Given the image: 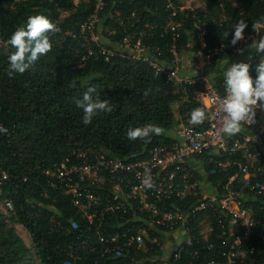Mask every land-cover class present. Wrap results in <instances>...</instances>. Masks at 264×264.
Segmentation results:
<instances>
[{"label":"built area","instance_id":"obj_1","mask_svg":"<svg viewBox=\"0 0 264 264\" xmlns=\"http://www.w3.org/2000/svg\"><path fill=\"white\" fill-rule=\"evenodd\" d=\"M89 1L72 0V5L78 8ZM104 5L105 0H95L78 26L62 31L81 42L72 69L97 57L147 64L176 94L171 104L175 134L141 158L72 152L42 170L43 195L58 192L81 215L99 244L100 257L110 259L107 264H264V217L254 215L255 201L264 202V109L256 110L254 123L242 122L238 134L222 132L223 73L230 65L219 63L226 44L208 43L206 21L188 0H164L166 16L159 25L131 23L133 12L125 16L130 21L126 24L116 10L122 34L115 39L116 26L100 24ZM188 15L190 28L184 37ZM219 17L223 21L226 15L220 12ZM60 21L54 20L56 32ZM260 35L264 32H246L224 57L234 56ZM260 58L264 53L252 50L243 60L250 64L253 79ZM196 107L204 108L208 117L198 126L189 123L190 110ZM145 168L155 189H146L138 178ZM8 178L0 168V182ZM2 205L5 212L14 210L10 198ZM199 237L208 248L217 243L216 255L196 262L194 251L186 260L184 244L198 243ZM128 250L150 254L121 259Z\"/></svg>","mask_w":264,"mask_h":264},{"label":"trees","instance_id":"obj_2","mask_svg":"<svg viewBox=\"0 0 264 264\" xmlns=\"http://www.w3.org/2000/svg\"><path fill=\"white\" fill-rule=\"evenodd\" d=\"M163 2L105 0L99 12L100 24L116 26L118 33L114 39L122 34L114 15L116 10L126 24L133 21L159 25L166 16ZM203 2L204 7H197L196 11L206 21L208 43L226 44L222 57L231 54L232 25L243 18L247 22L245 34L253 29V22L264 17V0ZM94 4L95 0H90L76 8L72 0H0V125L3 127L0 168L9 176L0 182V202L10 198L14 205L9 214L0 210V264H107L110 259L100 257L99 244L81 215L58 192L48 191L43 195L42 170L79 150L92 156L104 153L110 157L141 158L149 148L172 139L164 134H152L146 141H130L126 137L129 127L145 123L166 130L174 127L171 104L176 94L164 77L155 74L147 64L124 59L107 62L97 57L90 58L81 68L72 69L82 49L81 42L64 36L62 31L78 26ZM131 12L134 15L127 21L125 16ZM220 12L226 15L223 21L219 19ZM34 14L46 15L52 23L59 18L60 32L47 33L51 51L24 74L15 73L10 78L8 57L15 51L9 43L11 34ZM184 18L182 34L186 37L190 17ZM92 85L101 99L109 100L113 110L100 113L91 124L85 125L74 98H82ZM254 212L264 217L262 200L255 201ZM14 224L29 233L30 246L18 235ZM192 232L196 235L194 229ZM198 240L184 244L182 252L186 260L194 251L196 262L216 255L217 243L213 242L211 249L203 238ZM149 254L148 250H128L121 259H139Z\"/></svg>","mask_w":264,"mask_h":264},{"label":"clouds","instance_id":"obj_3","mask_svg":"<svg viewBox=\"0 0 264 264\" xmlns=\"http://www.w3.org/2000/svg\"><path fill=\"white\" fill-rule=\"evenodd\" d=\"M234 32L230 41L235 46L244 39V30L247 22L241 18L234 25ZM253 31L257 34L264 32V17L253 22ZM59 31L46 15L34 14L27 17L24 24H21L11 34L9 43L15 49L9 57V72L11 78L15 73L24 74L41 57L49 53L52 43L47 33ZM228 32L224 34L227 38ZM248 49L257 53H264V35L259 39H253ZM243 54L244 49H238ZM250 64L244 61L231 63L224 71L225 96L221 99L222 112L225 114L220 120V127L223 133L229 136L238 134L241 131L242 122L249 125L254 123L256 110L264 109V58H260L256 66V77L250 75ZM151 89L145 91L148 95ZM75 106L82 110V120L85 125L92 123L94 117L100 113H111L113 108L108 99H101L96 86L87 87L82 98H74ZM189 123L194 126L203 124L208 118L202 107L190 110ZM162 127L154 123H145L141 126L129 127L126 137L130 141L150 140L152 134L161 135ZM146 189H155L156 184L148 168L138 177Z\"/></svg>","mask_w":264,"mask_h":264},{"label":"rangeland","instance_id":"obj_4","mask_svg":"<svg viewBox=\"0 0 264 264\" xmlns=\"http://www.w3.org/2000/svg\"><path fill=\"white\" fill-rule=\"evenodd\" d=\"M191 5H194L196 7H204V2L203 0H188ZM244 49L243 54H241L239 51L238 53H236L234 56L231 57H222V60L219 64L221 65H230L231 63H235V62H239V61H243L247 58L248 56V52L252 51L251 49H248L247 46L245 45L244 47H242ZM164 135L167 136H174L175 134V129L174 127L166 130L163 129V133ZM0 210L6 215L9 214L8 212H5V210L3 209V205L2 202H0ZM14 227L16 229V232L18 233V235L22 238V240L24 241V243L28 246L31 245V240H30V235L29 233L19 224H14Z\"/></svg>","mask_w":264,"mask_h":264},{"label":"water","instance_id":"obj_5","mask_svg":"<svg viewBox=\"0 0 264 264\" xmlns=\"http://www.w3.org/2000/svg\"><path fill=\"white\" fill-rule=\"evenodd\" d=\"M76 84H77V85L79 84V81H78V80L76 81Z\"/></svg>","mask_w":264,"mask_h":264}]
</instances>
